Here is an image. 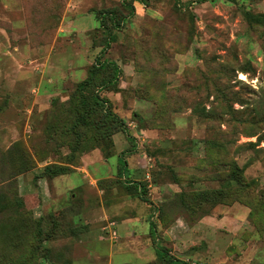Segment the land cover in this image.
Masks as SVG:
<instances>
[{
	"label": "rangeland",
	"instance_id": "obj_1",
	"mask_svg": "<svg viewBox=\"0 0 264 264\" xmlns=\"http://www.w3.org/2000/svg\"><path fill=\"white\" fill-rule=\"evenodd\" d=\"M122 1L0 0V264H264V0ZM98 56L125 128L44 176L46 116Z\"/></svg>",
	"mask_w": 264,
	"mask_h": 264
},
{
	"label": "trees",
	"instance_id": "obj_2",
	"mask_svg": "<svg viewBox=\"0 0 264 264\" xmlns=\"http://www.w3.org/2000/svg\"><path fill=\"white\" fill-rule=\"evenodd\" d=\"M122 5L130 8L129 15L134 12L131 3L124 0ZM246 16L251 26L264 24V13L254 15L247 12ZM124 18L125 14L118 6L99 12L100 24L112 40L115 39L112 31L121 29ZM108 44L106 42L104 46ZM99 57L88 69L86 77L77 83L76 93L64 101L56 99L51 105L45 123L46 146L56 151L65 147L67 152L59 155L62 161L44 166V176L54 177L71 171V165L78 164L81 153L93 148L103 149L112 141L113 134L125 128L124 120L111 109L109 100L100 94L101 90L117 85L121 69L114 61L107 58L101 60ZM158 255L164 264H189L164 251L158 252Z\"/></svg>",
	"mask_w": 264,
	"mask_h": 264
}]
</instances>
